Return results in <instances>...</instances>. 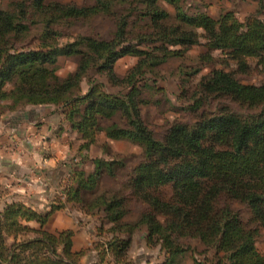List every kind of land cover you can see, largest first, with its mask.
<instances>
[{
  "label": "trees",
  "instance_id": "16d2710c",
  "mask_svg": "<svg viewBox=\"0 0 264 264\" xmlns=\"http://www.w3.org/2000/svg\"><path fill=\"white\" fill-rule=\"evenodd\" d=\"M45 1L33 0L44 13L42 43L33 49L17 44L31 31L30 23H25V9L0 10V100L12 99V107H63L66 119L85 140V147L95 144L99 133L104 132L111 140L139 144L147 158L133 170L126 184L130 195L147 205L138 221L125 222L129 209L127 197L120 192L85 200L84 188H99L103 167L108 164L104 159L96 160L93 174L86 177L77 173V186L67 188V200L79 201L88 211L103 210L111 232L133 233L146 226L148 245H160L166 257L155 264H176L180 254L192 250L185 243L192 239L224 253L228 264H264V252L257 246L264 231V84H244L224 70H214L202 81L203 95L191 108L199 109L211 97H225L238 103L240 109L254 112L241 113L230 105H221L216 113L203 115L193 126L174 125L163 140L155 138L144 125L135 100L146 85L138 83L146 68L184 55L202 44V38L209 49L222 50L239 63L257 59L264 64V20L255 18L244 23L233 12L215 19L206 13H187L181 0H163L175 7L176 21L171 24L165 21L170 13L160 4L162 0H120L122 5L134 2V12L141 5V19L150 21L144 33L135 35L139 38L137 44L123 45L135 29H128L129 21L121 16L110 41L80 37L57 45L60 29L56 25L60 22L111 15L116 1L97 0L92 6L46 5ZM14 34L19 37H12ZM143 45L148 48H141ZM66 55L80 56V63L74 73L61 78L57 64L60 56ZM128 55L140 60L121 79L115 64ZM201 59L211 61L212 57L207 54ZM92 69L105 70L110 83L127 86L128 93L108 92L106 85L91 75ZM84 80L89 89L82 95ZM117 114L124 118L123 125L112 120ZM110 119L112 124L104 127L103 121ZM116 164L109 161V172L114 177ZM167 186L174 192L171 200L156 193ZM236 204L245 207L246 214ZM64 206L58 201L51 210L40 212L23 203L9 204L0 213V264H80L84 252L73 250V230L52 233L44 229L54 212ZM30 220L38 221L41 228L24 224ZM25 232L36 235L8 243V236ZM130 243L129 239H120L107 249L121 256Z\"/></svg>",
  "mask_w": 264,
  "mask_h": 264
},
{
  "label": "rangeland",
  "instance_id": "374dc122",
  "mask_svg": "<svg viewBox=\"0 0 264 264\" xmlns=\"http://www.w3.org/2000/svg\"><path fill=\"white\" fill-rule=\"evenodd\" d=\"M114 1L116 3L112 8L111 15L100 14L90 18L68 19L62 23L60 22V24L56 25L60 29L58 30L60 36L56 35V44L66 45L78 40L80 37L110 41L115 36L118 19L121 16L129 21L128 29H135V34H129L127 42L123 45L137 44L139 38L135 35L141 32L144 33L147 24H150V21H146L140 17L143 7L140 5L139 10L134 12L135 7H137L134 2L131 5H122L120 0ZM51 2L65 5L92 6L97 0L45 1L46 5ZM160 4L170 13L169 18L165 21L173 24L176 21L175 7L163 0L160 1ZM181 4L187 13H206L215 19H219L228 12H233L244 23L255 18L264 20V0H181ZM20 7H23L27 13L25 23H30L31 31L28 32V36L22 37V40L17 42V44L20 47H28L30 49L37 48L42 43L41 35L44 26L42 23L44 13L33 4V0H0V10L18 11ZM15 36L19 37V34H14L12 37ZM201 42L202 44L193 46L182 56H173L154 68H146L145 73L138 78L140 85H146L143 88V93L136 96L135 100L141 109L144 125L152 130L155 138L159 140H163L174 125L186 124L193 126L197 121L201 120L203 115L216 113L221 105H230L233 110L241 113L254 112V110L240 109L238 103L225 97H211L205 100L199 109L191 108V105H194L195 101L203 95L201 93L202 81L214 70H224L244 84H264L263 63H259L257 59H246L242 63H239L230 54L224 53L222 50L209 49L205 46L203 38ZM157 44L152 43L151 45ZM141 48L147 49L148 46L143 45ZM207 54L212 57L211 61L201 59L202 56H207ZM139 60L140 58L134 55L119 58L115 64V72L118 77L121 79L125 78L138 64ZM79 63L80 56H60L57 64L58 75L61 78L68 77L77 70ZM90 73L99 83L105 84V89L112 94L121 95L120 93L126 94L129 91L127 86L111 84L108 73L105 70L95 72V69H92ZM88 89V81L84 80L80 94L85 95ZM1 100L0 105H12L13 103V100L10 98ZM48 107L50 108L49 112L51 115L56 113L58 109V106L54 105ZM51 119L54 118L51 117ZM56 119L60 123L57 126L58 131L62 132L66 130L68 125H64L61 118L56 117ZM112 120L122 125L124 124V118L121 117V114H117ZM110 124H112L111 119L104 120L102 125L105 127ZM70 136H76V139L73 138L70 144L71 149L76 154L77 160L74 158L68 159L70 165L75 164L73 172L75 171L76 175L77 173H83L87 177L93 174L96 170L97 159L108 161V164L103 167L102 171L104 172L99 179V188L92 190L87 187L83 189L85 200L91 201L104 193L111 196L115 192H120V195L127 197L126 204L129 213L124 217L125 222L134 223L138 221L147 205L131 196L126 184L133 175V170L140 163L147 161V158L144 157L143 148L139 144L128 140H111L106 137L104 132L99 133L95 144L86 147L84 146L85 140L81 134L78 132L76 134V132L72 131ZM68 161L67 163L69 164ZM109 161H116L118 163L114 165L116 177L112 176L109 172ZM74 182L77 186V181ZM156 193L165 200H171L174 195L171 186L162 187ZM236 207L246 214L247 209L245 207L238 204H236ZM95 212H102V215L106 217L103 210L96 209ZM129 234H131V238ZM33 236V233H28L23 235V238ZM101 236H103L102 241H104L101 245L106 246L105 249H107L110 243H118L120 239H129L131 242L126 248L125 254L118 255L119 257L112 250L107 251L110 253V256L107 258L110 261L113 260L114 264H132V261H136L137 264H155L162 263L166 259L160 245L156 243L151 244V246L148 245L146 226L137 228L133 233L129 231L111 233L108 228H104ZM11 241L9 244L12 243ZM185 243L191 245L192 250L180 254L177 257L176 264H228L224 253H218L214 248H207L199 240H186ZM94 244L97 246V243ZM257 246L261 252H264L263 230L258 238ZM85 251L83 249L84 253Z\"/></svg>",
  "mask_w": 264,
  "mask_h": 264
},
{
  "label": "crops",
  "instance_id": "0c3cea01",
  "mask_svg": "<svg viewBox=\"0 0 264 264\" xmlns=\"http://www.w3.org/2000/svg\"><path fill=\"white\" fill-rule=\"evenodd\" d=\"M48 106L51 105H0V213L12 203H23L45 212L63 201L65 206L54 212L44 229L52 233L73 230V250H86L80 264H114L107 258L109 250L101 245L104 243L102 231L111 227L103 213L88 211L79 201L67 200V188L76 186L75 164L70 165L68 159L77 160L70 144L76 139L70 136L71 132L77 134V131L66 119L63 107L58 106L51 115ZM56 117L68 125L66 130L58 131L60 123ZM24 224L41 228L36 220L24 221ZM28 233L36 235L20 233L8 236L7 241L31 238H23Z\"/></svg>",
  "mask_w": 264,
  "mask_h": 264
}]
</instances>
